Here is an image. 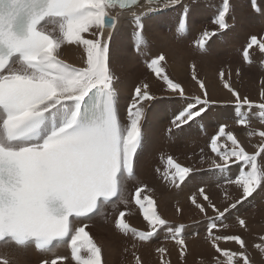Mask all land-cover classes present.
I'll use <instances>...</instances> for the list:
<instances>
[{
	"label": "snow or ice",
	"instance_id": "obj_1",
	"mask_svg": "<svg viewBox=\"0 0 264 264\" xmlns=\"http://www.w3.org/2000/svg\"><path fill=\"white\" fill-rule=\"evenodd\" d=\"M251 6L259 11L257 0H251ZM177 8L181 14L174 36L183 38L190 12L183 0H0V247L34 248L43 257L40 264H105L102 247L87 230L89 221L102 216L111 217L116 232L131 241L124 251L130 252L132 264H145L138 248L150 246L161 233L175 244L183 264L188 254L185 225H173L163 216L154 189L135 174L143 124L158 98L180 102L169 135L203 120L222 102L210 96L194 63L191 81L198 91L189 95L169 76L167 58L160 53L145 61L160 96L142 81L122 120L110 66L111 40L121 18L132 19L134 49L143 56L144 18ZM230 13V0H221L210 20L212 27L193 41L197 53H206L209 42L229 30ZM66 46L82 51L80 66L62 58ZM255 51L264 56V35L248 37L241 51L244 65L252 63ZM241 74L236 68L235 76ZM217 75L229 94L226 103L232 106L234 119L217 124L206 148L200 149L199 164L219 175L216 186L222 200L214 202L207 187L198 186L187 202L206 221L204 239L211 252L207 264H252L243 237L249 224L238 213L239 206L264 190V79L258 100H253L233 86L231 68H222ZM254 120L259 128L252 127ZM232 124L246 130L248 146ZM160 160L163 167L155 170L157 177L177 190L203 170L172 155ZM234 166L233 177L228 173ZM133 208L145 223L143 229L126 219ZM174 211L181 216L184 208L177 202ZM229 217H234V224L225 222ZM230 228L237 231L228 233ZM229 244L236 249L222 246ZM63 247L68 254L58 255ZM252 247L264 256V234ZM154 251L158 264H171L166 247ZM0 264L13 261L3 254Z\"/></svg>",
	"mask_w": 264,
	"mask_h": 264
},
{
	"label": "bare ground",
	"instance_id": "obj_2",
	"mask_svg": "<svg viewBox=\"0 0 264 264\" xmlns=\"http://www.w3.org/2000/svg\"><path fill=\"white\" fill-rule=\"evenodd\" d=\"M190 1H192V0H183L185 5H186V3L190 2ZM260 1H262V0H260ZM164 10L157 11V12L152 13V14H150L144 18V33H145V37L147 40V48L145 50V53H146L145 55H143V56L137 55V53L134 49V46H133L134 41H132V40H134V23L130 17L121 18L119 28L117 31H115V33L112 37L110 66H111V70L115 76L114 83H115V88H116V91L118 94L117 95V107H118L119 116L122 120H125V118H126V109H127L128 103L130 101L131 94L135 88L134 86H135V84L138 85L140 83V79H138L139 74L141 75L142 79H145L149 82L150 86H152L151 91L154 94L158 95L160 93V92H158V89H159L158 88L159 87L158 82H154V78H150V75L144 76V73H145L144 65L145 64H142V63H144L147 60V58H150V57L152 58V56L154 54L165 53L167 55L166 56V58H167L166 70H167L169 76L174 81L181 83L187 89L188 94L192 95V94L196 93L198 91V89L194 87L193 82L191 81V75H189L186 78V75L188 73L185 71V67H184L185 62H187V61L193 62L194 60H196V61L200 60L205 65H210L212 63L215 64L214 61L216 60L217 57H220V54H223V57H224V55L229 53L230 48L226 46V47L214 48L213 51L207 52L204 56H198L197 57V55H196L197 52L194 53L195 49H193L194 50L193 51L192 49H190L188 47L183 48L182 47L183 43L185 46V43H187L186 40H188L192 35V32H193L192 29L193 28L191 29V25L188 26L187 32L183 38L175 37L174 36V30L171 31L173 41H170V42H169V39H167L168 34H167V37H165L162 35V33L158 32V31H157L158 34L155 33L154 32L155 29L156 30L160 29L158 26V23H157V20H158L157 17L159 16L160 13H164ZM178 11L181 12V10L178 8L174 9V13L177 12V14H178ZM239 11H241V10H239ZM241 14H242V12H241ZM173 15H175V14H173ZM173 15L168 19H170L174 22L173 27H175L178 16H176V18L174 19ZM189 17L192 18V15L189 14L188 18ZM236 20L237 19H235V22H236ZM242 21L243 20H241L240 22H242ZM246 21L248 22V20H246ZM250 22H248V23L250 24ZM251 24H252V26H259L260 28L261 27L264 28V15L259 16L256 19H254ZM240 26H242V25H240ZM150 28H154V31H152ZM243 29H244V27H243ZM240 30H242L241 27H240ZM240 30L235 31V32L234 31H228V33L226 34L227 38L225 37V42L223 41L222 44L225 43L226 45H231V41L235 40L238 33H241ZM249 30H250V28H249ZM194 31H196V30H194ZM255 31L256 30H254V32ZM246 32L242 31V33H246ZM170 33H169V35H170ZM168 38H170V37H168ZM240 38L242 39V37H240ZM222 39H224V37ZM189 44H188V46H189ZM200 55H202V54H200ZM231 55H233V54H231ZM234 56H235V54H234ZM228 57H229V55H228ZM259 57H261V56H259ZM62 58L68 63H71V64L76 65V66H80L82 63V51L80 49L76 48L75 46H66L62 50ZM263 61H264V59H262V61H261L262 64H263ZM217 62H218V60H217ZM262 64H259V66H261ZM142 65H143V67H142ZM253 65H256V64L253 63ZM253 65H251V66H253ZM256 67L259 68V70H260V67H258V66H256ZM261 67H264V66H261ZM256 70H258V69H256ZM262 70H264V69H262ZM206 79H207V77H206ZM206 79H205V82H206ZM241 79H242V75H241ZM248 82H249V88H248L247 92H249V94L252 92L256 95H259L257 93L260 90L259 81L255 80V79L248 78ZM206 83L208 85V90H209L210 96L215 100L221 101L222 103L215 105V107H213L215 109V114H213L212 110H211L205 116V118L203 120H199L200 122H202L203 131L201 130V132L200 131L198 132L196 129L198 126L194 125L195 128L191 127L193 130L188 129V133L186 135H184L183 137H180L178 134L177 136H175V139H177L176 143L172 144L173 148H179L182 150L184 149L188 152L191 150H192V152L193 151L194 152L199 151L201 148H206V143H207L208 137L211 135L210 132L213 133L214 129L216 128L214 126H217V124L220 122H229L230 124L232 123V121L234 119V113H231L230 109H228L226 107L227 106L226 102L229 100V94L228 93L226 94V90H224L222 87H219L216 85H209L208 82H206ZM217 84H219V82H217ZM224 104L226 106H224ZM170 105L171 106H168V103H165L162 98L161 99L158 98L156 101L153 102V104L148 109L147 118L143 124L142 146H141L140 150H138L137 156L135 158L136 159L135 174H136L137 179L139 181H141L140 180L141 174L147 170V179L144 182H146L149 186H151L150 183H151V180L153 179V178L151 179V176L152 177L156 176V174H155L156 172H153L155 174V176L151 175L152 173L150 172V162L152 161L151 158L153 156L154 157L156 156L155 154L160 147L159 145H161V144H159L160 138L165 139L166 134L169 137V134L167 131L168 126H169V120H171L170 118L179 109L180 102L177 100H174L173 102H171ZM252 125H254L253 128H259L260 127V125L254 121H253ZM232 127L236 132H238V133L241 132V130L237 128L238 126L232 125ZM184 130H186V129H184ZM244 131L246 132L245 129H244ZM173 133H175V132H173ZM242 133L240 136H242ZM175 134H173V135H175ZM187 136H188V138H187ZM240 136H239V138H241ZM241 140L245 143L246 146H248V137L245 134ZM174 151H177V150L174 149ZM249 151H252L250 146H249ZM187 153L185 152L184 156ZM189 153H191V152H189ZM191 154H193V153H191ZM198 157H197V163H198ZM194 158H195V156H194ZM182 159L183 158H181V160ZM186 159H188V158H186ZM181 160H179V161H181ZM195 160H194V162H195ZM194 162H193V165H194ZM188 163H189V161H188ZM156 165H157V163H156ZM160 165H161V163H160ZM158 166H159V163H158ZM196 167L197 168L202 167L203 170L197 172L195 174L194 178L186 186H184L182 190H177L175 188H172L170 190L168 189L169 194H167L165 197H163V199L165 198L164 199L165 201L164 200L159 201L160 208L162 209V212H164L165 216H168V217L172 216L173 217V219H170V218L168 219L170 222H172L173 225H178L181 223L185 225L184 235L188 236V237H185L188 249L192 248L193 246H197V245L192 244L193 242H196L199 244V246H197L199 249L197 250L194 248V250L192 251L193 255H190V253L188 252L186 259L183 262V264H207V262L211 258V252L209 250V247H207L208 245L204 239L206 221L204 220V218L201 215H199L196 212L195 209H193L190 206V204L187 202V196L190 195L193 191H195V189L198 186H206L207 191H208L209 195L211 196V198L213 199L214 202H217L219 204L220 201L222 200V193H221L220 189L217 188V186H216L217 181L219 180V175L209 172L207 170V168H208L207 164H205L203 166L196 165ZM157 168L158 167H156V169ZM151 171H152V169H151ZM159 182H160V180H159ZM129 187L131 188V185H129ZM154 187H155V185H154ZM160 187H162V186H160ZM233 194L235 195L234 189H233ZM176 197H177V199H176ZM160 198H162V197H160ZM254 199H255V197H254ZM169 200L170 201L176 200V203L179 202V204L184 208V212L181 216H179V217L174 216V215H176L174 213L175 212L174 207L176 204L171 205V203L168 202ZM165 202L168 203V206L166 205ZM260 203H263V202L261 200L260 201L258 200V201H255L254 205H257V204L259 205ZM248 204L245 202L243 205L239 206V213L238 214L247 220V222L250 226L249 230L252 231V230H255L259 226L257 224L258 223V216L257 215H261V216L264 215V208L261 207L260 209L259 208L257 209V207H258V205H257V206H255V209H254V206L253 207L251 206L252 202H251V205H248ZM109 211H111V210L109 209ZM137 214H138V212H136V210L133 208L132 211L130 212V214L126 216L127 221L129 223H131L133 221L132 218L134 219ZM210 214H211V212H210ZM98 217H100V219H97ZM139 217H138V220H139ZM108 219L106 220L102 216L94 217L91 221H89V226L91 228H88L87 230L90 232V235L92 237H94L95 234H97L99 236L100 242H97V243L100 246H102V248L105 252L104 256L107 259L106 260L107 264H116V263H114L116 261L115 260L113 261L112 255L108 254L107 251L109 252V250L111 249V246L113 247V245H115L113 243L119 242L120 236H119V234H117V232L114 231V229L112 227H110V224L107 222ZM139 221H141V220H139ZM225 222L228 224H234V217H229ZM94 231H97V232H95V234H94L93 233ZM101 231L105 232L107 234V236H113V238L115 237L116 238L115 240H118V241H114V240H111L108 238H104L101 235V233H102ZM228 231H229V233H232V232H236L237 229L230 228L227 230V232ZM98 232H100V233H98ZM121 237H122V235H121ZM243 237L245 238V235ZM250 240L253 241V243L255 241L252 239H250ZM204 243H206V245H204ZM119 245H121V242ZM119 245H118V247H119ZM130 245H131V243H130ZM222 246L226 247L228 245H222ZM228 247H230V246H228ZM236 247L237 246H234V245L232 246V248L234 250L236 249ZM113 250H115V249L113 248ZM117 251L119 252L118 249H117ZM120 251H122V249H120ZM118 252H116V254ZM257 252L258 253H256V251H255L253 253L256 257L259 256V251H257ZM3 254H7L8 257L13 261V264H34V263L36 264L39 260H41L43 258L42 255L39 252H37L34 248H28L26 250L20 251V250H16L13 246H9L7 248L0 247V255H3ZM57 254L58 255H67L68 250L66 249V247L60 248L57 250ZM255 256H253L254 259H256ZM141 257L144 260L145 264H158V258L155 254H151V256L142 255ZM48 258H51V257H48ZM116 259L119 260L118 258H116ZM168 259H170L171 264H182V262L179 259V253L169 251ZM131 261H132V259L129 260L127 262V264H132Z\"/></svg>",
	"mask_w": 264,
	"mask_h": 264
},
{
	"label": "rangeland",
	"instance_id": "obj_3",
	"mask_svg": "<svg viewBox=\"0 0 264 264\" xmlns=\"http://www.w3.org/2000/svg\"><path fill=\"white\" fill-rule=\"evenodd\" d=\"M230 2H231V13H230V19H229V24H230V28H229V30L228 31H238V30H240V27H241V29L242 30H240L241 31V33H238L237 34V36H236V38H235V40H232L231 41V45H226L225 43H223L222 44V42L224 41L225 42V37L227 38V36H226V34L228 33V31L226 32V33H224V34H222V35H219V36H217V37H215V38H213L210 42H209V45H208V48H207V51H206V53L207 52H209V51H213L214 50V48H219V47H229L230 48V50H229V53L228 54H226V55H224V57H223V54H220V57H217L216 58V60L214 61L215 62V64L214 63H212V64H210V65H205V64H203V62L202 61H200V60H194L193 62H189V61H187V62H185V64H184V67H185V71L188 73L187 75H186V78L189 76V75H191V68H190V65L191 64H195L196 65V71H197V73H198V75H199V77L201 78V79H203V80H205L206 79V77H207V79H206V82H208V84L209 85H216V86H219V87H222L220 84H217V82H218V71L220 70V69H224L225 71H227L229 68H231L232 69V71H233V76H232V82H233V86L235 87V88H237L240 92H241V94L242 95H247V96H249L251 99H253V100H258V96L259 95H256V94H254V93H250L249 94V92H247V90H248V88H249V82H248V78H251V79H255V80H257V81H259V83H260V81L262 80V79H264V70H262V69H264V67H261V66H264V61H263V64H262V59H264V57L258 52V51H255L254 53H253V57H252V63L250 64V65H244L243 64V61L241 60L242 59V56H241V51H242V48L244 47V45H245V43H246V41H247V39H248V37L250 36V35H257V36H260V35H264V28L263 27H259V26H252V22H253V20L254 19H256L257 17H259V16H262V15H264V0H262V1H260V0H257V4H258V8H259V11H256V10H254L253 8H252V6H251V0H230ZM263 2V3H262ZM233 3V4H232ZM235 3V4H234ZM220 4H221V0H192V1H190V2H188V3H186V5L189 7V9H190V12H189V14H191L192 15V18H188V26L189 25H191V29H192V31L194 32H192V35H191V39L189 40H186V42L189 44V46H188V44L187 43H185V46H184V43H183V45H182V47L183 48H190V49H194L193 48V46H192V44H193V41H194V39L196 38V35L198 34V32H200V31H202L204 28H211L212 26H211V24H210V20H211V18L213 17V14L216 12V10L218 9V7L220 6ZM234 6V7H233ZM238 6V7H237ZM242 6V7H241ZM238 8V9H237ZM239 10H241V11H239ZM263 10V11H262ZM205 12V13H204ZM237 12V13H236ZM240 12V13H239ZM241 12H242V14H241ZM213 13V14H212ZM173 14H175V15H173ZM181 14V12L180 11H178V14H177V12L176 13H174V9H165L164 10V13H160L159 14V16L157 17V23H158V26H159V28L160 29H155V31H154V28H150L152 31H154L155 33H157L158 34V32H160V33H162V35L163 36H165V37H167V34H168V37H170V38H168L167 37V39H169V42L170 41H173V37H172V32L171 31H173V30H175V27H173V24H174V22L172 21V20H170V19H168V18H170L172 15H173V18L175 19L176 18V16H179ZM210 14V15H209ZM238 15V16H237ZM240 15V16H239ZM189 16V15H188ZM210 16V17H209ZM250 17V18H249ZM208 18V19H207ZM239 18V19H238ZM243 18V19H242ZM173 19V20H174ZM206 19V20H205ZM235 19H237L236 20V22H235ZM243 20L242 22H240L241 20ZM248 20V22H250L251 20V22H250V24L246 21V20ZM205 20V21H204ZM175 21V20H174ZM203 25H201V24ZM204 23V24H203ZM235 23V24H234ZM238 23V24H237ZM240 23V24H239ZM247 23V24H246ZM176 25V24H175ZM240 25H242V26H240ZM199 26V27H198ZM239 28H238V27ZM252 26V27H251ZM243 27H244V29H243ZM257 27V28H256ZM197 28V29H196ZM199 28V29H198ZM247 28V29H246ZM249 28H250V30H249ZM253 28V29H252ZM260 30H259V29ZM149 29V30H150ZM150 30V31H151ZM194 30H196V31H194ZM245 30V31H244ZM254 30H256L255 32H254ZM262 30V31H261ZM143 31H144V29H143ZM158 31V32H157ZM242 31L243 32H246V33H242ZM249 31V32H248ZM258 31V32H257ZM171 32V33H170ZM252 32V33H251ZM254 32V33H253ZM257 32V33H256ZM166 33V34H165ZM169 33H170V35H169ZM248 34V35H247ZM240 35V36H239ZM164 37V38H165ZM194 39H193V38ZM224 37V39H222ZM240 37H242V39L240 38ZM240 38V39H239ZM172 39V40H171ZM193 40V41H192ZM132 41H134V40H132ZM190 41V42H189ZM192 41V42H191ZM236 41V42H235ZM133 44H134V42H133ZM134 46V45H133ZM213 48V49H212ZM233 49V50H232ZM237 50V51H236ZM194 51V50H193ZM233 52V53H232ZM236 52V53H235ZM238 52V53H237ZM194 53H196V51L194 52ZM206 53H204V54H202V55H200L199 53L197 54L196 53V55H197V57L198 56H204ZM165 56H167L165 53H163ZM231 54H233V55H231ZM234 54H235V56H234ZM240 54V55H239ZM155 55H157V54H154L152 57H154ZM228 55H229V57H228ZM227 56V57H226ZM259 56H261V57H259ZM257 57V58H256ZM151 58V57H150ZM150 58H147V59H150ZM200 58V57H199ZM221 60H220V59ZM224 58V59H223ZM240 58V59H239ZM217 60H218V62H217ZM240 60V61H239ZM256 60V61H255ZM212 61V62H213ZM220 61V62H219ZM259 63H258V62ZM257 62V63H256ZM261 62V63H260ZM253 63L254 64H256V65H253ZM142 64H145V62L144 63H142ZM189 64V65H188ZM259 64H262L261 66H259ZM251 65H253V66H251ZM248 66V67H247ZM256 66H258V67H260V70H259V68H257ZM142 67H143V65H142ZM144 68H145V73H144V76H149L150 75V73L148 72V70L146 69V67H145V65H144ZM236 68H240L241 69V75H242V79H241V76L240 77H236L235 76V69ZM258 69V70H256V69ZM139 77H138V79H140V83L142 82V81H145V79H142V77H141V75L139 74L138 75ZM135 86H136V84H135ZM134 86V87H135ZM159 88V87H158ZM151 89H152V86H151ZM158 92H161V89L159 88L158 89ZM258 94H259V92H257ZM226 94H227V92H226ZM158 97L160 96V93L157 95ZM161 99V98H160ZM163 100H164V102L165 103H168V106H171L170 104H171V102H173L175 99H173V98H162ZM222 105V104H221ZM227 105V106H226ZM224 104V106H226L228 109H230V111H231V113H234V111H233V108H232V106L231 105H229V104ZM213 107H215V106H213ZM212 113L213 114H215V109L214 108H212ZM173 117V116H172ZM171 117V118H172ZM170 118V119H171ZM254 122H256L255 120H254ZM169 123H170V120H169ZM201 124V125H200ZM194 125H197L198 127L196 128L197 129V131L199 132H201V130L203 131V128H202V122H200V121H198L197 123H193V124H191V125H186V126H184V129H186V130H184V131H180V132H175V133H173V134H175V135H173V134H171V135H169V137H168V135L166 134V138L165 139H162V138H160V142H159V144H161V145H159L160 147H159V149L157 150V152H156V156L154 157H152L151 159H152V161L150 162V172L152 173L151 175H153V176H155V174L153 173V172H156L155 170H156V167H159V168H162L163 166H162V164L160 165V163H161V160H160V157L162 156V155H172L174 158L176 157V159H178V160H181V158H183L180 162L181 163H184V164H187L188 163V161H189V163L187 164V165H193V162H194V160H195V162H194V166H196V165H200V164H198L199 163V153H200V150L199 151H196V152H192V150L191 151H189V152H191V153H193V154H191V153H189L188 151H186V150H182V149H179V148H173V146H172V144L173 143H176V141H177V139H175V136H177L178 134H179V136L180 137H183L184 135H186L187 133H188V129L189 130H193L192 128L194 127L195 128V126ZM213 125V124H212ZM232 125H234V124H232ZM201 126V127H200ZM188 127V128H187ZM192 127V128H191ZM214 127H216V126H214ZM252 127H254V125H252ZM201 128V129H200ZM238 129H240L241 130V132L240 133H238L237 132V134L240 136L241 135V133H242V136L244 137V134H245V131H244V129L242 130L240 127H237ZM187 131V132H186ZM181 133V134H180ZM192 133V132H191ZM190 133V134H191ZM210 134H212V132H210ZM172 136V137H171ZM189 136V135H188ZM188 136H187V138H188ZM242 136H240L241 138L240 139H242L243 137ZM168 137V138H167ZM164 138V137H163ZM170 139V140H169ZM173 141H172V140ZM170 141V142H169ZM170 143V144H169ZM169 145V146H168ZM174 149L175 150H177V151H174ZM179 149V150H178ZM168 150V151H167ZM172 152H171V151ZM181 151V152H180ZM185 152L187 153L185 156H184V154H185ZM177 156H176V155ZM189 154V155H188ZM181 155V156H180ZM193 155V156H192ZM194 156H195V158H194ZM188 158V159H186V158ZM197 157H198V163H197ZM180 158V159H179ZM194 159V160H193ZM160 160V161H159ZM191 160V161H190ZM187 161V162H186ZM156 163H157V165H156ZM158 163H159V166H158ZM152 166V167H151ZM154 167V168H153ZM151 169H152V171H151ZM235 171V172H234ZM235 173H236V168H235V166L233 167V170H232V172L231 173H228V175H230V176H233L234 177V175H235ZM153 178V179H152ZM147 179V170L144 172V173H142L141 174V177H140V180L142 181V182H144L145 180ZM151 179L153 180H151V183H150V187H152L153 189H155L154 191H153V193H152V195L154 196V198L156 199V201L158 202V205H159V210H160V212L163 214V216L166 218L167 217V219H173V217L172 216H165V214H164V212H162V209L160 208V203H159V201L160 200H164L163 199V197H165L167 194H169V190L170 189H172V187H169V186H167L162 180H160L159 178H157V175L155 176V177H152L151 176ZM155 180V181H154ZM159 180H160V182H159ZM154 184H153V183ZM159 182V183H158ZM157 183V184H156ZM153 184V185H152ZM159 184V185H158ZM154 185H155V187H154ZM158 186V187H157ZM160 186H162V187H160ZM166 187V188H165ZM169 189V190H168ZM262 193V194H261ZM160 197H162V198H160ZM253 197V198H252ZM251 198H249V200L248 201H246V203L248 204V205H251V202H252V207L254 206V209H255V206H257V205H254V203H255V201H262L263 203H260L259 205H258V207H257V209L259 208H264V190H259V191H257L253 196H252ZM254 197H255V199H254ZM176 199H177V197H176ZM254 199V200H253ZM263 199V200H262ZM165 201V200H164ZM254 201V202H253ZM169 203H171V205H173V204H176V200H173V201H168ZM166 203V202H165ZM263 206H262V205ZM166 205L168 206V203H166ZM261 205V206H260ZM253 209V210H254ZM175 213V212H174ZM187 214V213H186ZM139 214H137L136 216H135V218L133 219L132 218V222L130 223L131 225H133L134 227H137V228H139V229H143L144 227H145V223H144V221H142L143 219H142V217L140 216H138ZM174 216H176V217H179V216H177V215H174ZM258 216V227L255 229V230H249L247 233H243L244 235H245V240L247 241V243H248V253H249V256H250V259L252 260V264H264V256H262L260 253H259V256H255L253 253L256 251V253H258L257 252V250L255 249V248H253L252 247V245H253V241H251L250 239H252V240H256V237L258 236V235H260V234H264V215H257ZM138 217H139V220H141V221H139L138 220ZM97 219H100V217H98ZM109 224H110V227H112L113 229H114V227H113V224H112V220H111V217H109V219H108V221H107ZM89 228H91L90 226H89ZM249 228H250V226H249ZM114 231L116 232V230L114 229ZM95 232H97V231H94L93 233L95 234ZM102 233H101V235L104 237V238H108V239H111V240H114V241H118V240H115L116 238L114 237L113 238V236H107V234L105 233V232H103V231H101ZM98 233H100V232H98ZM228 233H229V231H228ZM105 236H104V235ZM117 234H119L118 232H117ZM243 235V236H244ZM107 236V237H106ZM119 236H120V240H119V244H120V242H121V245H119L118 243H113V244H115V245H113V247L111 246V249L109 250V252L107 251V253L108 254H110V255H112V257H113V261L115 260L116 262H114V263H116V264H127V262L129 261V260H131L132 259V257H131V254H130V252H125V251H123L125 248H126V246L127 247H131V245H130V240L128 241L126 238H124L123 236L121 237V235L119 234ZM185 237H188V236H185ZM94 238V240L96 241V242H100V240H99V236L97 235V234H95V236L93 237ZM122 238V239H121ZM163 239V240H162ZM160 240V241H159ZM124 241V242H123ZM167 241V242H166ZM255 242V241H254ZM127 243V244H126ZM130 246H129V245ZM192 244H194V245H197V246H199V244L198 243H196V242H193ZM118 245H119V247H118ZM161 245H163L164 247H166L170 252H175V253H178V250H177V247L175 246V244L172 242V241H170V240H165V235L163 234V233H161V235H160V237H159V239H157V240H155V241H153V243L150 245V246H141V247H139L138 248V252H139V254L142 256V255H146V256H151V254H155V251H154V249H155V247H157V246H161ZM204 245H206V243H204ZM124 246V247H123ZM197 246H193L192 248H190V249H188V252L190 253V255H193L192 254V251L194 250V248L195 249H199ZM228 246H230L229 248H232V246L233 245H231V244H229ZM228 246H226V247H228ZM102 247V246H101ZM118 247V248H117ZM208 247V246H207ZM113 248L115 249V250H113ZM122 249V251H120V249ZM173 248V249H172ZM176 248V249H175ZM103 249V248H102ZM117 249L119 250V252L117 251ZM233 249V248H232ZM234 250V249H233ZM114 251V252H113ZM118 252L117 254H116V252ZM103 252H104V250H103ZM112 252V253H111ZM122 253V254H121ZM125 254V255H124ZM104 255H105V252H104ZM118 257H117V256ZM156 255V254H155ZM255 256V258L256 259H254L253 258V256ZM116 256V257H115ZM116 258H118L119 260H117ZM254 260H253V259ZM104 260H105V264H107V262H106V258H105V256H104ZM40 261L41 260H39L36 264H40ZM132 262V261H131ZM35 264V263H34Z\"/></svg>",
	"mask_w": 264,
	"mask_h": 264
}]
</instances>
